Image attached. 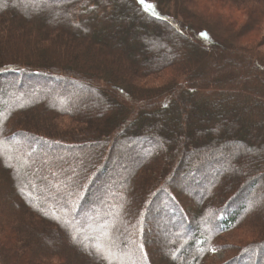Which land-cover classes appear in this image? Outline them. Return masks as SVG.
<instances>
[{
    "label": "trees",
    "instance_id": "16d2710c",
    "mask_svg": "<svg viewBox=\"0 0 264 264\" xmlns=\"http://www.w3.org/2000/svg\"><path fill=\"white\" fill-rule=\"evenodd\" d=\"M146 2L0 0V264H264V0Z\"/></svg>",
    "mask_w": 264,
    "mask_h": 264
},
{
    "label": "rangeland",
    "instance_id": "374dc122",
    "mask_svg": "<svg viewBox=\"0 0 264 264\" xmlns=\"http://www.w3.org/2000/svg\"><path fill=\"white\" fill-rule=\"evenodd\" d=\"M127 9V8H126ZM163 14V13H162ZM147 20L148 21H150V18L148 19L147 18ZM147 21V23L149 24V23H151V25H152V28H157L158 29V31H162L161 30V25L159 24V23H156V22H148ZM150 25V24H149ZM191 25V24H190ZM191 28L190 29H188V28H181L182 30H183V32H184V34L186 35V36H196L197 35V32L199 31V27H197L196 25H191L190 26ZM188 29V30H187ZM200 29H203V28H200ZM181 32V31H180ZM222 51L223 50H221V53H222ZM257 51H259V52H263V56H264V44L263 45H261V46H259L258 47V50ZM224 52H225V50H224ZM224 52H223V57H225L226 55L224 54ZM230 60V61H233V62H235L234 64H235V70H236V72L237 73H243V72H245V67H243V65H242V63H240V62H242V60L243 59H241V61L240 60H235L232 56H227L226 57V59H225V61L224 62H226V60ZM239 61V62H238ZM219 62V61H218ZM224 62H219V63H221V67H220V65H219V68H218V70H221L222 72H228V74H229V71H230V69L228 70L225 66H224V64H226V63H224ZM230 63V62H229ZM259 64L260 63H257V64H255L257 67L259 66ZM262 66V65H261ZM256 72H258L260 75H262L261 77H259V78H263L264 77V71H256ZM261 72V73H260ZM254 87L255 88H257L258 87V84H255L254 85ZM11 95H12V93H11ZM239 99V98H238ZM46 147H48V146H44V148L45 149H43L45 152H47L48 151V149L46 148ZM43 151V153H45ZM111 164L113 165L114 164V161H112L111 162ZM262 192V191H261ZM191 203H192V205L194 206L195 204H196V201L195 200H193V199H191ZM255 203H258V204H260L261 206H263V208H264V195L263 194H261V193H259V197H257L256 199H255ZM96 207H98V206H96ZM116 215H119V213L118 214H116ZM145 234H147L146 236H148V237H152V235H150L151 233L148 231V230H146L145 231ZM235 234H236V232H233V233H229L228 235H224L223 237H222V239L224 240V241H230V242H232V243H236L235 242V240H236V236H235ZM154 236V235H153ZM99 237V236H98ZM147 237V238H148ZM95 238H97V237H95ZM100 238H105V235H100ZM93 239V237H91V240ZM103 240H105V239H103ZM106 240H107V238H106ZM161 240H159V238H157L151 245H150V247L149 248H151V249H149L151 252H149V255H150V261H152L153 263H159V255H160V252H159V250H158V248H160V246H161ZM171 250V249H170ZM213 260H215V261H218L219 259H221L222 258V254L220 253V252H214V254L212 255V257H211ZM160 264V263H159Z\"/></svg>",
    "mask_w": 264,
    "mask_h": 264
},
{
    "label": "snow or ice",
    "instance_id": "6c2138e0",
    "mask_svg": "<svg viewBox=\"0 0 264 264\" xmlns=\"http://www.w3.org/2000/svg\"><path fill=\"white\" fill-rule=\"evenodd\" d=\"M139 2L142 5H144L145 11H151L153 9V5L151 3H147L146 0H139ZM202 35L206 36L207 34L205 33ZM0 150H2V141H0ZM94 247L96 248L97 253H99L103 259L108 260L109 264H111L112 257L115 255L112 252L111 247H105L103 244H99V243L94 245ZM213 251H214V249H213ZM121 264H124V262L121 261Z\"/></svg>",
    "mask_w": 264,
    "mask_h": 264
}]
</instances>
